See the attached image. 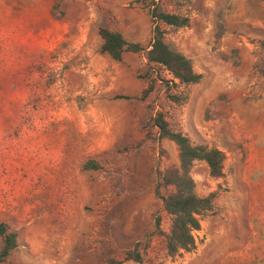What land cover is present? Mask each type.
<instances>
[{
    "label": "rangeland",
    "instance_id": "374dc122",
    "mask_svg": "<svg viewBox=\"0 0 264 264\" xmlns=\"http://www.w3.org/2000/svg\"><path fill=\"white\" fill-rule=\"evenodd\" d=\"M159 5L188 17L159 26L198 83L147 62L154 23L136 0H0V223L17 243L0 264H105L135 245L140 264H264V0ZM100 28L144 50L113 60ZM159 113L224 154L219 178L193 163L194 192L212 208L194 248L172 257L167 190L155 189L178 149L154 126Z\"/></svg>",
    "mask_w": 264,
    "mask_h": 264
},
{
    "label": "trees",
    "instance_id": "16d2710c",
    "mask_svg": "<svg viewBox=\"0 0 264 264\" xmlns=\"http://www.w3.org/2000/svg\"><path fill=\"white\" fill-rule=\"evenodd\" d=\"M147 6L154 23L152 38L146 50L148 63L159 65L166 69L179 83L195 84L201 75L194 72L191 61L180 52L172 50L164 41V33L159 24L171 27H184L189 19L175 13L165 12L159 2L162 0H136ZM171 1V0H169ZM99 37L102 40L101 52L111 59L120 61L125 53H136L144 48L139 43L126 41L118 31L100 28ZM151 86L143 92L146 95ZM127 99L128 97H123ZM154 126L162 138L172 141L178 149V166L166 169L156 184L155 193L160 195L161 189L167 193L160 195L164 211L171 217L167 233L159 230V218H156L155 227L164 236L165 251L168 256H175L182 251L188 252L195 246L193 232L200 229L199 216L211 210L212 195L199 197L194 192V181L190 176V169L195 161H203L209 175L219 178L223 175L224 154L216 148H207L202 145H193L181 132L171 130L162 114L153 119ZM85 169H97L98 164L92 160L84 164ZM0 263L4 262L16 249V234L8 231L4 223H0ZM125 261L142 263V255L137 245L126 253L122 260L110 259L105 264H122Z\"/></svg>",
    "mask_w": 264,
    "mask_h": 264
}]
</instances>
